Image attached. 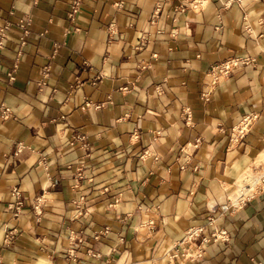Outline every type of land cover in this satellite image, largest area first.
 <instances>
[{
    "label": "crops",
    "instance_id": "0c3cea01",
    "mask_svg": "<svg viewBox=\"0 0 264 264\" xmlns=\"http://www.w3.org/2000/svg\"><path fill=\"white\" fill-rule=\"evenodd\" d=\"M184 1L0 0V27L9 26L0 91L21 108L8 118L0 111V229L26 255L51 264H264V182L227 213L219 203L238 196L247 170L264 168V0L181 10ZM234 58L247 62L211 71ZM212 201L228 239L183 241L216 217Z\"/></svg>",
    "mask_w": 264,
    "mask_h": 264
},
{
    "label": "clouds",
    "instance_id": "9594fccd",
    "mask_svg": "<svg viewBox=\"0 0 264 264\" xmlns=\"http://www.w3.org/2000/svg\"><path fill=\"white\" fill-rule=\"evenodd\" d=\"M210 2V0H204V4L208 5ZM235 2V0H220V3L222 5H224L225 7H229L231 6L233 3ZM239 4L242 7H245L246 9H250L252 4L258 3L259 0H238ZM32 8V5H28L27 7H25L23 10L26 13H30ZM251 14V13H250ZM61 26H63V22H61ZM186 31V29H185ZM6 41L5 40H0V48H2L4 46V43ZM111 71L113 70H104L101 72V75L107 79L109 78ZM48 95L47 93L42 94L40 96V101H47L48 100ZM57 99L63 101V97L57 95L56 97ZM17 103L18 101L11 95L9 94L7 96V98H5V95L3 93V91H0V105H2V107H0V111H3L5 108L7 109V112L5 113V117H7L8 115H11L12 113H18L21 111V108L17 107ZM35 107L39 108L45 115L48 114V109L44 106L43 103L40 102H35L34 104ZM26 110V107H25ZM67 110V109H66ZM93 119H95V116H93ZM62 128L66 127L65 125H61ZM5 131V129H3V125H0V132ZM65 144H67V141H64ZM116 144H119L120 141L116 140L115 141ZM21 147V151L24 150L23 145L20 146ZM131 149H129L130 151ZM49 154H51V151L49 152ZM71 159L74 161L75 157L74 155L71 157ZM34 161H29V163L31 164ZM68 161L64 158H60L59 159V163L60 164H65ZM56 163V158H53V164ZM51 167V165H46L42 170H41V175L39 177V179H41L42 183H43V187L45 189L49 188V187H54L53 183H52V177L48 175L47 172V168ZM37 179V177L35 176V174H33V177L31 180H26L25 181V187L28 191L32 190V184L35 182V180ZM19 195V194H17ZM4 199L3 195H0V200ZM44 201L41 200L40 204H43ZM217 203V201H212L210 203L207 204V210L210 214H215L216 215V219H213L211 221V223L209 225H206L203 228H199L198 230H193L192 235H198L200 231H206L208 229H216L218 225L222 224L224 222V215L222 214H216L214 213V208H215V204ZM219 203H221L223 205L222 207V212L223 213H227L228 212V208L229 206L226 204H223V200L219 201ZM37 211H39V209H37ZM96 211L95 209H89V213ZM10 249V250H9ZM4 261H10V264H51V261H41L39 260V258L35 255L32 256H28L25 253H23L14 243H11L9 241L8 238H6L4 236V229H0V264H3Z\"/></svg>",
    "mask_w": 264,
    "mask_h": 264
},
{
    "label": "built area",
    "instance_id": "2783aa9c",
    "mask_svg": "<svg viewBox=\"0 0 264 264\" xmlns=\"http://www.w3.org/2000/svg\"><path fill=\"white\" fill-rule=\"evenodd\" d=\"M202 3H203L202 0H185L183 3L180 4L179 9L183 10V9H185L187 7H190V8L201 7L202 6ZM78 4L79 3L77 1L73 2L72 6H71V12H70V15L71 16L73 15L74 12L78 11ZM24 25H25V23L20 24L21 27H23ZM8 27H9L8 25H4V26L0 27V40H5V38L7 36ZM22 43H24L23 40H22ZM2 48H0V50ZM238 62H240V63H246L247 62V58H243L241 60L239 58L225 60V61H223L221 63H218V64L212 66L211 67V71L213 73H216L217 76H219V75H226L227 73L230 72L231 67L237 65ZM8 75H9L8 76L9 79H12L13 78V75L11 73H8ZM6 112H7V109L5 108L2 111V117L3 118H8V117L11 116V115H8L7 117H5V113ZM250 121H251V116L250 115H246L243 118V120L240 122V125L237 126L238 131L239 132H243V130L250 123ZM261 182H264V180H259L257 182H252V183H248V184L246 183L243 186H241L242 188L240 189L238 196H236L232 201L226 203V205L229 206L228 211H230V207L232 205H233V207L236 206L237 200L239 198H242L241 196H243L244 194L247 193L248 188L250 189V188H252V186L256 187L257 185H260ZM222 207H223V205H222ZM222 207H221V209H222ZM213 219H216V217H210V218H208L207 222L204 225H196V226L190 227L186 231V234H185V237H184V240L183 241H186V240H189V241L196 240L200 236H201V240L203 242H207V241H217V240H226V239H228V233L226 232V230H224L222 228H218V227L216 229H211V231L208 234H206V235H204V232L205 231H200L199 234L198 235H195V236L192 235V232H193L194 229L195 230H198L199 228H203L206 225H209ZM12 233L13 232L10 231L9 239L11 238Z\"/></svg>",
    "mask_w": 264,
    "mask_h": 264
},
{
    "label": "rangeland",
    "instance_id": "374dc122",
    "mask_svg": "<svg viewBox=\"0 0 264 264\" xmlns=\"http://www.w3.org/2000/svg\"><path fill=\"white\" fill-rule=\"evenodd\" d=\"M261 161H264V160H261ZM263 166H264V164H263ZM246 172H248L247 174H249L248 176H247V178L248 179H250L251 178V176H252V178H257L258 180H260V178H261V175H262V173L264 172V168L262 169V168H255L254 170H247ZM246 174V173H245ZM245 174L243 175V176H245ZM254 175V176H253ZM247 184L249 183V180H247V181H245ZM245 183V184H246ZM244 184V183H243Z\"/></svg>",
    "mask_w": 264,
    "mask_h": 264
},
{
    "label": "bare ground",
    "instance_id": "6f19581e",
    "mask_svg": "<svg viewBox=\"0 0 264 264\" xmlns=\"http://www.w3.org/2000/svg\"><path fill=\"white\" fill-rule=\"evenodd\" d=\"M262 156L264 157V150H263ZM246 173H248V172H246ZM247 176H248V175L244 176V177H245V179L247 178ZM248 180H254V178H252V176H251V178H250V179H248ZM244 181H245V180H244Z\"/></svg>",
    "mask_w": 264,
    "mask_h": 264
}]
</instances>
